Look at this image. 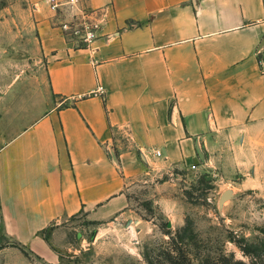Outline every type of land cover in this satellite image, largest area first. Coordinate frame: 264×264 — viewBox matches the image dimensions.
<instances>
[{
  "label": "crops",
  "instance_id": "0c3cea01",
  "mask_svg": "<svg viewBox=\"0 0 264 264\" xmlns=\"http://www.w3.org/2000/svg\"><path fill=\"white\" fill-rule=\"evenodd\" d=\"M80 1L90 48L48 0L0 20V231L36 252L54 222L122 216L156 171L264 167V0Z\"/></svg>",
  "mask_w": 264,
  "mask_h": 264
},
{
  "label": "rangeland",
  "instance_id": "374dc122",
  "mask_svg": "<svg viewBox=\"0 0 264 264\" xmlns=\"http://www.w3.org/2000/svg\"><path fill=\"white\" fill-rule=\"evenodd\" d=\"M25 6V0H0V20L20 21V13L4 9ZM226 191L232 198L220 205ZM127 193L122 216L98 223L80 213L54 222L40 233L44 251L23 245L28 257L0 231V264H147L144 255L185 225L198 237L186 232L195 251L213 256L246 261L234 240L264 242V167L225 177L210 167L172 166L134 180Z\"/></svg>",
  "mask_w": 264,
  "mask_h": 264
},
{
  "label": "trees",
  "instance_id": "16d2710c",
  "mask_svg": "<svg viewBox=\"0 0 264 264\" xmlns=\"http://www.w3.org/2000/svg\"><path fill=\"white\" fill-rule=\"evenodd\" d=\"M191 232L197 241V235L185 225L175 233L168 232V239L161 243L157 250L144 255L147 264H264V242L248 243L244 239H235V245L246 257L245 260L235 259L232 255L220 253L216 256L195 251L192 243L186 236V232ZM1 239V237H0ZM9 247L19 249L25 256L28 253L20 243H12ZM5 246L0 244V250Z\"/></svg>",
  "mask_w": 264,
  "mask_h": 264
},
{
  "label": "built area",
  "instance_id": "2783aa9c",
  "mask_svg": "<svg viewBox=\"0 0 264 264\" xmlns=\"http://www.w3.org/2000/svg\"><path fill=\"white\" fill-rule=\"evenodd\" d=\"M48 3L52 11L63 16L59 27L63 38L72 47L90 48L100 37L102 20L83 9L80 0H48ZM94 93L103 95V87L99 85Z\"/></svg>",
  "mask_w": 264,
  "mask_h": 264
},
{
  "label": "water",
  "instance_id": "95a60500",
  "mask_svg": "<svg viewBox=\"0 0 264 264\" xmlns=\"http://www.w3.org/2000/svg\"><path fill=\"white\" fill-rule=\"evenodd\" d=\"M232 198V193L229 191L224 192L220 197V205L227 199Z\"/></svg>",
  "mask_w": 264,
  "mask_h": 264
}]
</instances>
